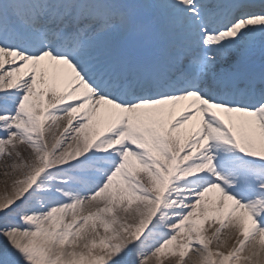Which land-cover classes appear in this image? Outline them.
Returning a JSON list of instances; mask_svg holds the SVG:
<instances>
[{
    "label": "snow or ice",
    "instance_id": "1",
    "mask_svg": "<svg viewBox=\"0 0 264 264\" xmlns=\"http://www.w3.org/2000/svg\"><path fill=\"white\" fill-rule=\"evenodd\" d=\"M0 264H264V0H0Z\"/></svg>",
    "mask_w": 264,
    "mask_h": 264
},
{
    "label": "bare ground",
    "instance_id": "2",
    "mask_svg": "<svg viewBox=\"0 0 264 264\" xmlns=\"http://www.w3.org/2000/svg\"><path fill=\"white\" fill-rule=\"evenodd\" d=\"M2 165V163H1ZM3 189H4V177L2 175V173H0V193L3 192Z\"/></svg>",
    "mask_w": 264,
    "mask_h": 264
},
{
    "label": "rangeland",
    "instance_id": "3",
    "mask_svg": "<svg viewBox=\"0 0 264 264\" xmlns=\"http://www.w3.org/2000/svg\"><path fill=\"white\" fill-rule=\"evenodd\" d=\"M3 172V165H1V163H0V173H2Z\"/></svg>",
    "mask_w": 264,
    "mask_h": 264
}]
</instances>
